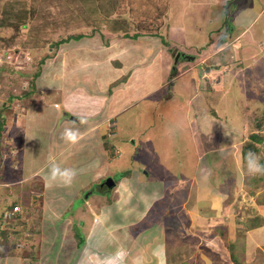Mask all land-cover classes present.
Returning a JSON list of instances; mask_svg holds the SVG:
<instances>
[{"label": "rangeland", "instance_id": "1", "mask_svg": "<svg viewBox=\"0 0 264 264\" xmlns=\"http://www.w3.org/2000/svg\"><path fill=\"white\" fill-rule=\"evenodd\" d=\"M259 2L261 1L0 0V122L3 125L0 133V207L6 205L3 212L9 211L13 205L20 206L21 210L20 216L13 221L18 237H10L12 247L0 250V256H18L21 264H136L138 261L134 252L140 251L145 240L151 236L152 240L156 239L152 233H149V238L142 236L139 230L152 223L154 226L147 231L156 230L157 239L151 244V249L148 247L151 251L154 247L162 246L166 256L184 254L186 247L182 245L185 243L176 241L184 232L181 235L177 231L171 233V239L166 231H175L178 217L184 218V223L186 221L181 209H177L185 198L186 188H180L179 185V188H175L179 196L170 198L168 194L172 185L168 187V181L171 178L180 179L185 167L190 169L200 137L198 131L203 134L202 128H206V134H215V131L220 134L223 127L227 134L229 130L234 131L235 139H248V130L253 129L250 118L264 115V12L255 16L257 13L254 11V8H262H259ZM27 8L29 11L33 9V13L28 16L20 12ZM158 9L161 13H157ZM221 10L227 14L224 17L225 23L220 27L222 31L213 34V41H208V30L214 31V28L220 26L218 19ZM234 15H240L239 21L245 23L250 18L257 17L247 37L258 31L259 38L253 40L241 37L244 25L239 26ZM167 21L180 26L178 36L185 50L177 46L176 41L166 37V31L163 34H152L155 37L144 35V39L152 42L151 46L146 44L141 50V56L146 61L135 64L129 61L127 68L129 72L135 71L136 74L154 68L149 64L151 56L157 54L158 49L164 48L166 56H174L176 53L181 55L175 62L166 58L162 67L155 68L156 72H168L166 65L173 60V74L180 76L179 79L174 84L168 82L167 85H161L162 76L156 75L155 71L150 74L154 78L146 81L142 79L143 74L130 77L127 88L130 87V92H135L132 90L135 87L136 94H139L137 100L134 99L136 94L131 93L130 99L134 104L105 121L104 117L127 99L109 97L110 89L113 88L111 86L109 89L113 73L99 74L86 60L93 58L96 51L100 54V50L108 49L110 38H121L124 31L128 34L154 32ZM171 24L169 27L174 26ZM233 27L236 31L232 32ZM75 34H83L84 37L80 40L68 38ZM117 43L123 53L136 50L131 53L130 59L137 55L139 48L134 44L123 46L125 43L120 42L119 46ZM119 48L117 52L121 53ZM117 56L119 55H111L110 58L119 59ZM102 59L105 62L111 60L104 57ZM113 64L118 66L116 60ZM198 74L204 80H210L211 84L207 81L203 88L198 89ZM115 76L114 73L112 77ZM156 85L160 86L156 89ZM39 108L59 113L58 123L52 129V119L49 122L51 130L48 132L47 129V133L51 135L48 139L40 133L45 134L44 126L36 125L35 129L32 123L26 121L33 115L32 111ZM61 118L67 122L62 123ZM188 123L190 124L187 125ZM36 135L40 142L47 143L45 149L51 153L42 152V146L35 144L28 149L30 157H41L43 153L50 157L60 147L63 155L69 153L68 156H71L67 166L79 165L84 161L75 155V151L76 148L82 150L85 146L92 155L90 159L87 158L86 165L94 162L95 158L100 160L101 165L104 164L100 178L94 183L91 181L80 186H77L78 182H74L75 189H82L77 190L78 192L70 189L73 191L72 196L63 197V189L58 188L51 190L46 187L47 190L43 193L42 176L38 177V173L28 170L33 165L26 161L27 153L22 151L24 137L28 136L32 142L37 140ZM213 138L212 142L215 140ZM236 140L242 143L240 139ZM30 161L38 162L39 158ZM174 166L177 167L175 173ZM81 168L82 166L77 170L81 171ZM192 172L193 169L190 170V175ZM251 174L256 177L259 173ZM95 176L97 174L94 178ZM102 179H112L114 186L97 187ZM65 181L67 186L74 184L72 177ZM260 190L264 191V188ZM73 195L80 196L81 199L75 201L67 214L78 213L86 199L92 202L86 212L81 211L85 213L82 216V220L86 222L83 227L85 234L81 228L72 229L74 224L70 221V216L68 219L62 218L65 207L55 208L58 202L54 201L59 197L63 201H73ZM159 195L166 198H159L155 207L142 216L144 219L141 223L134 225L140 217L134 212L140 211L145 201ZM44 205L50 209H44ZM89 210L97 215L99 230L92 226V221L89 220L91 217L86 214ZM59 217V226L49 223L50 219L58 222ZM0 223L6 224L1 211ZM184 223L179 227L186 231ZM65 237L68 239L63 241ZM84 237L85 243L78 246V249L75 245ZM96 242L98 246L95 248ZM18 244H22L21 248L24 249L16 250L19 248ZM94 249L98 251L97 254H94ZM25 250L33 256H25L22 253ZM116 254L118 255L112 259V255ZM239 260L235 258L236 264ZM0 264H3V259ZM143 264H147V261Z\"/></svg>", "mask_w": 264, "mask_h": 264}, {"label": "crops", "instance_id": "2", "mask_svg": "<svg viewBox=\"0 0 264 264\" xmlns=\"http://www.w3.org/2000/svg\"><path fill=\"white\" fill-rule=\"evenodd\" d=\"M258 1H261L259 2V5H260L259 8L262 7L261 8L262 10L254 8V11H256L257 13V15L255 16H259V14H262L264 12V0H256V2ZM250 6L252 7V5ZM226 15L227 14L225 12L223 13V10H221V16H220V19H218V21L220 20V26L214 28V31L212 29L208 30L207 32V36L209 38L207 39L208 41L210 40L213 41V34L219 33L220 27L223 25V23H225L224 17ZM235 16L236 15H234V19H235ZM255 16L252 17V19L250 18V20H248L246 23L239 21L240 15L236 16L237 22H238L237 24L239 26L240 25L246 26V27L243 26L242 32L240 33L241 37L244 36L247 39H253V40L254 39L257 40L259 38L260 35L258 31L255 32L256 37H255V33L253 34L251 33V37L250 36L247 37V33L250 32V29L256 23V21L254 20L257 17ZM160 18H161V15L158 16V21L160 20ZM233 23H234V20H233ZM170 24L171 23L167 21L165 25L160 26V29H158V31H154V32L150 31V32H146L143 34L138 33L139 35L136 38L135 37L128 38L127 36L129 34L127 33L128 35L125 36L124 35L125 31H124L121 35V38L119 37L110 38L108 47H107L108 49L100 50L101 51L100 54H98V52L96 51L95 53L96 55H94L93 58H91L90 60H86V61H89L90 67L94 68V70L98 72L99 74L107 73V72L109 73V75L111 73L116 74L115 77H112L113 74H111L110 79L112 82L109 84V89L111 86L113 88L110 89L111 91L110 94L107 93L109 97L115 98L118 96L119 98L123 97L127 99V101L124 104H120V106L117 109H113L110 112L111 113L110 115L105 116L104 117L106 119L105 121H108L109 119L113 118L114 115H117L119 114V112H122L123 108H126L127 106L129 107V105L134 104L132 100L130 99L131 93L136 94L137 90L135 89V87H133L132 90H135V92H130V87L127 88V86H129V83H130V79H131L130 77L133 78L137 74H143L144 77L142 79L144 81H146V79H153L154 76L150 75L151 71L156 72L155 68L157 66L162 67V65H164L163 62H165L164 60H166V58L172 59L171 58L172 56L169 57L164 54L163 52L164 48L158 49L157 54L151 56V60L149 63L150 66L154 68L146 69L141 72L139 71L137 74L135 71L129 72L127 68V66H129V63H128L129 61H131L133 64L146 61V59L141 56V50L145 48L146 44H149L151 46L152 42H149L146 39H144L146 38L144 37V35L155 37L152 34L156 32L163 34L166 31L165 36L166 37L168 36L170 37L171 40L176 41V45L179 47H182L183 50H185L183 47V43L180 42L181 38H179L178 36L179 34L178 29L180 26L177 25L175 22H172L171 25H174V26L169 27ZM221 31H222V28H221ZM231 31L232 32L236 31V29L233 27ZM194 37H196V35ZM122 38L123 40H121ZM120 42L125 43L123 46L125 45L131 46L130 44H134L135 47H138L139 49L137 50L138 51L137 55L133 57L132 59H130L131 53L136 50L132 49V50L127 51L126 53H123L122 50L120 49L121 47L119 48L118 45H116L117 43L120 46ZM256 46H257V43L254 44V47ZM118 48H119V51H121V53L117 52ZM165 48H168V47H165ZM105 51H108L107 54L102 55V53ZM115 54L116 55L118 54L120 56V57L117 56V58L119 59H115L116 62H118V66L114 65L113 62H115V60H112L110 58L111 55H115ZM103 57L109 58L111 60L110 61L108 60V62H105L102 59ZM122 57H125L127 60L123 59ZM172 61H169L168 64L166 65L168 72L166 71L164 73L156 72V75L162 76L160 77L161 78L160 80L162 82L161 85H167L168 82H171L172 84H174V82H177V80L179 79L178 77H180V76H174L173 74L174 70H172V65H173ZM217 68L218 66L214 67V69H217ZM199 80H200V84L198 83V89L203 88L204 85L207 83V81L209 84H211L210 80L207 79L206 81L201 76L199 77ZM116 82L117 84H115ZM159 86L160 85H156L155 86L156 89ZM182 86H184V84ZM114 93H115V96H114ZM107 94L105 96H107ZM138 96L139 94H136L134 96V99L137 100L136 98ZM187 111L189 112V108ZM28 114L29 113H27V115ZM32 114L33 115L29 117L26 121L32 123L35 129L37 127L36 125L40 127L44 126L43 130H45V134L44 132H40V133H43V137L48 139V136H50L51 133L50 135H48L47 129H48V132H50V130L53 128V125L55 123H58L57 116H59V113L51 111L47 108H39L35 110V112L32 111ZM252 118L254 117H251L249 120L251 125H252V120H251ZM50 120H51V129H50V124H49ZM61 121H63L62 118H61ZM105 121H103L102 123L104 124ZM66 122L67 120L63 121L62 123H66ZM189 124L190 123H188L187 125ZM99 127L100 125L98 126V128ZM226 127L230 129L229 126L226 125ZM221 129H222V133L220 134L218 133V131H215L216 132L215 134L213 132L206 134L205 132L206 128L205 129L202 128L203 130V134H202L201 133L202 131H198V128H197L196 131L200 133V137H198L199 139L197 140L198 145H197V148H195V152H194L195 159L189 165L190 169L185 167L184 169H182L184 173L180 175V179L178 178L176 180V179L171 178V181H168L169 182L168 187L172 185L170 187L172 188L170 190V194H168L170 198L171 197L177 198L179 196L178 192H176V189H175V188H179V185H180V188H186L185 198L181 201L180 207H178L177 209H181V211L184 214V217L186 218L187 223L186 221L184 223V218L179 219L178 217L177 219L178 225L176 226L177 228L175 229V231L174 230L166 231V234L168 233L169 237H172L171 239H173V236L171 233L179 232L181 235V232H184L183 233L184 238L182 237L183 235L181 236L179 240L176 238V241L180 242V244L185 243V245H182L186 247L184 254L182 255H171L170 254L166 256L165 254H163L164 250L162 246L154 247L153 251H151L150 250L151 244L157 239L156 230L147 231L149 228L153 227L154 225L153 223L150 224L149 226L146 224L143 229L139 230V234H142V236H146L149 238V233H152L154 234L156 239L152 240L153 237L151 236L150 239L145 240V245H142L140 251L134 252V255L136 256V260L138 261L136 264H140V263L143 264V262L145 261H147V264H168V263L169 264H179V262H182V264L184 263L186 264H236V261H235L236 257L240 259L237 264H252V263L253 264H264V191L260 190V188H264V176L261 177L259 176V174H256V177H255L253 174H251L249 169L248 170L246 169L247 167H249V163L244 164L241 161V147L243 143L247 140L246 137L245 138L236 137V139H240V141L242 142L240 143L238 140L235 139L236 133L234 131L229 130V133L227 134V132H224L223 127ZM251 132H252V129L248 130V137ZM40 133H37V134L39 135ZM208 136L210 137V139ZM35 137H37V140H33L32 142L29 141L31 138L28 139V136L27 138L24 137V141H23L24 147L22 148V151H25L27 153L26 161H29L33 165L32 168L28 170L32 171V173L33 172L38 173V177L42 176L41 180H42L43 187H44L43 193L46 192L47 188L51 190L58 188V189H63L65 193V195L62 194L63 197H67L68 195L72 196L73 191L78 192L77 190L82 189V187L75 189L76 182H78L77 186H80L83 183L89 184L91 181L94 183L97 178H100L101 176L100 171L104 168V164L101 165L100 160L98 158L97 159L95 158L94 162H91L89 165H86L85 162L87 158L90 159L92 157V155L89 154V152L86 150L88 149L87 147L84 146L82 150L81 149L78 150L76 148V151H75L76 152L75 155H78V157L82 159V162L84 161L83 163L79 164L80 166H82L81 171H80V170H77L80 167L79 165H75V164H71V165L69 164V166L66 165L67 161L71 159L70 158L71 156H68L69 153L63 155L61 153L62 149L59 146H58L59 148L56 147L59 149V150L56 149L57 152L50 154L49 155L50 157L46 156V153L48 151L45 149V146L47 145V143L44 141L43 143L40 142L37 135ZM212 137H214L213 139H215L213 142L211 141ZM35 144L40 147L42 146L41 151L46 152V153H43L41 157H38V156L30 157L28 149H30V147H32ZM48 153H51V152H48ZM95 154L96 152L93 155L95 156ZM38 158H39L38 162L30 161V160L36 161ZM53 167L58 169L55 175L57 177L52 175ZM192 169H193V172L190 175V170ZM173 171L174 173L177 172L176 166L173 167ZM66 172H71L70 177H72L73 183L75 182L72 186H67L68 184H66L65 179L70 178L69 176L65 175ZM79 174H81L80 177H79ZM96 174L97 176H95L94 178V175ZM250 176L255 177V178H251ZM248 179H251L250 181L253 180L255 183H253L252 186L248 185L246 183ZM70 189H72L73 191L71 192ZM244 190L248 192V195H251L253 197V200L251 201V204L247 208V210L246 209L239 210L238 198H239L240 192ZM168 191L169 190H167L166 192L169 193ZM162 192H165V191L163 190ZM0 193H2L1 189H0ZM73 197H74L73 201H66V200L63 201L61 197H59L58 200L54 201L55 203L58 202L55 208L65 207L66 211L62 214V218L68 219V217L70 216L71 218L70 221H72V223L74 224L72 229H74V227L76 229L81 228L82 232L84 233L83 227H85L84 225L86 224V222L82 220V216L85 214L83 212H86L87 209H89L90 207L89 204H91L92 202L86 199L83 202V206L79 207L78 213L67 214L68 210L74 206L75 201L77 199H81L80 196L77 197L73 195ZM161 197L162 195L161 196L159 195L157 198H152L151 200H148V202L145 201V204L141 206L140 211L136 210V212H134L140 215V217L136 220V222H134V225H137V223L138 224L141 223V220L144 219L142 218V216L146 214L149 209L154 208L157 203V200L159 198L161 199ZM163 197L162 199L166 198V197L164 198ZM166 208H170V207H166ZM4 209H6V205H3L2 207H0L1 212H3ZM44 209H50V207H47L46 205H44ZM61 213L62 212L59 213L60 217H61ZM86 214H88L91 217V218L89 217L90 218L89 220L92 221L91 222L92 226L99 230L100 228H98V226L100 224H98L96 220L97 215L93 214L91 210H89ZM60 217H59L58 222L56 220L50 219L49 223H53L56 226H59ZM156 220L157 219H155V221ZM147 221H150V219H147ZM182 222L184 223V226L186 224V228H185L186 231L181 230V227L183 226ZM89 224L90 222L87 225ZM0 225H2V223H0ZM2 226H6V224L4 223ZM163 231H165V229H163ZM159 232H162V231H159ZM66 239L68 238L65 237L63 241H66ZM194 239H197V241L194 242ZM82 240H83V243L81 245H78V242L76 243L75 246L77 248L78 246L84 245L85 237ZM178 244H175V245H178ZM97 246H98V243L96 242L95 248ZM86 247H88V244L86 245ZM143 248H146V250H144ZM150 251L151 253H149ZM97 253L98 251L94 249V254H97ZM101 255L103 256V254ZM117 255L118 254L112 255L111 258L113 259ZM2 259H3V264H21L18 259V256L8 257L7 255H5V258H2V256H0V260Z\"/></svg>", "mask_w": 264, "mask_h": 264}, {"label": "trees", "instance_id": "3", "mask_svg": "<svg viewBox=\"0 0 264 264\" xmlns=\"http://www.w3.org/2000/svg\"><path fill=\"white\" fill-rule=\"evenodd\" d=\"M20 12H24L28 16L29 14L33 13V9L29 11V8H27L25 11H20ZM157 13H161V11H159V9H158ZM18 14H19V12H18ZM18 14H12V15L15 16ZM23 16H25V15H23ZM124 35L126 36L128 34L124 32ZM138 35H139L138 33H132V34H129L127 37L128 38H134V37L136 38ZM83 37H84L83 34H75V35L69 36L68 38L73 39V40H80ZM161 40L164 41V38H162ZM64 42H65V40H64ZM0 117H2V116H0ZM259 117L260 116H257V117H254L251 119L252 125H253L252 132L250 133L248 139L243 143V145L241 147V161L244 164L249 163L248 157H249V153L251 152V153H254L256 155V157H258V160L256 162L258 164L264 166V128H263V126H264V115H263V117H260V118ZM1 123L2 122H0V133H1L2 127H3V125ZM0 151H1V148H0ZM259 176L263 177L264 173H259ZM250 180L251 179H248L246 181V183H248V185H253V183H255V182L253 180L252 181H250ZM16 219H17V217L14 219L11 218V219L7 220L6 226L0 225V250H2L4 248H10V246L12 247V244H11L12 241H10V237H12V236H14L15 238L18 237L17 232H15L17 230L13 227V223H14L13 221ZM79 241H80V243H78V245H81L83 243V240L80 239ZM22 249H24V248H20V247L16 248V250H22ZM22 253H24L25 256H27V255L33 256L32 253H28V250H25Z\"/></svg>", "mask_w": 264, "mask_h": 264}, {"label": "built area", "instance_id": "4", "mask_svg": "<svg viewBox=\"0 0 264 264\" xmlns=\"http://www.w3.org/2000/svg\"><path fill=\"white\" fill-rule=\"evenodd\" d=\"M252 200H253V197L251 195H248V192H246L245 190L241 191L239 194V198H238L239 210H242V209L247 210ZM19 212H20V207L17 205H14L11 210L4 212L3 218L10 219L13 216L19 215L18 214ZM22 246H23L22 244H18V247L21 248Z\"/></svg>", "mask_w": 264, "mask_h": 264}, {"label": "clouds", "instance_id": "5", "mask_svg": "<svg viewBox=\"0 0 264 264\" xmlns=\"http://www.w3.org/2000/svg\"><path fill=\"white\" fill-rule=\"evenodd\" d=\"M177 54V53H176ZM176 54H174V56H173V54H171V56H172V59L174 60V58H175V55ZM181 55V54H180ZM175 62V61H174ZM173 70H174V68H173ZM249 170H250V172H253V173H264V166H262V165H260V164H258L256 161L258 160V157H256V155L254 154V153H249ZM57 171H58V169L57 168H55V167H53V171H52V175L53 176H55L56 175V173H57ZM65 175H67V176H71V173L70 172H66L65 173ZM14 206V205H13ZM13 206H11V208L9 209V210H11L12 209V207ZM18 206V205H17ZM20 207V206H19ZM4 212H7V211H4ZM4 212H2V219H3V221L4 222H6L7 220H9V219H4L3 218V214H4ZM20 212H21V210H20ZM20 212L18 213L19 215H17V216H13V217H11V218H18L19 216H20ZM10 218V219H11Z\"/></svg>", "mask_w": 264, "mask_h": 264}, {"label": "water", "instance_id": "6", "mask_svg": "<svg viewBox=\"0 0 264 264\" xmlns=\"http://www.w3.org/2000/svg\"><path fill=\"white\" fill-rule=\"evenodd\" d=\"M179 55H180L179 53H177V54L175 55L174 61L176 60V58H177ZM73 119H75L76 122L78 121L77 118H73ZM106 185H107L108 188H111V187L114 186V181H113L112 179H108V180H106Z\"/></svg>", "mask_w": 264, "mask_h": 264}, {"label": "flooded vegetation", "instance_id": "7", "mask_svg": "<svg viewBox=\"0 0 264 264\" xmlns=\"http://www.w3.org/2000/svg\"><path fill=\"white\" fill-rule=\"evenodd\" d=\"M97 187H99V188H101V187L108 188L107 185H106V179H105V180L102 179V180L100 181V183L98 182V183H97Z\"/></svg>", "mask_w": 264, "mask_h": 264}]
</instances>
